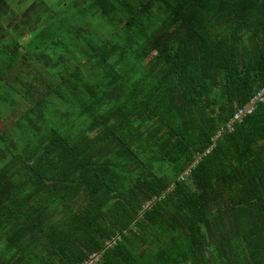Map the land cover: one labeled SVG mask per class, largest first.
<instances>
[{
	"label": "trees",
	"instance_id": "1",
	"mask_svg": "<svg viewBox=\"0 0 264 264\" xmlns=\"http://www.w3.org/2000/svg\"><path fill=\"white\" fill-rule=\"evenodd\" d=\"M262 89L264 0H0V264H264Z\"/></svg>",
	"mask_w": 264,
	"mask_h": 264
},
{
	"label": "built area",
	"instance_id": "2",
	"mask_svg": "<svg viewBox=\"0 0 264 264\" xmlns=\"http://www.w3.org/2000/svg\"><path fill=\"white\" fill-rule=\"evenodd\" d=\"M264 94V89H262L258 94H256L254 97H252L246 104H244L243 106L239 107L233 117L231 118V120L227 123V127L228 130H233L234 129V121L236 120H242L243 116H245L247 113L251 112L255 106V103L257 101H261L263 100L262 95ZM101 258V253L100 252H96V253H92L89 257L88 260L84 261L81 264H97L99 262Z\"/></svg>",
	"mask_w": 264,
	"mask_h": 264
},
{
	"label": "rangeland",
	"instance_id": "3",
	"mask_svg": "<svg viewBox=\"0 0 264 264\" xmlns=\"http://www.w3.org/2000/svg\"><path fill=\"white\" fill-rule=\"evenodd\" d=\"M44 1H48V0H44ZM52 1H54V0H52ZM92 27V29L93 30H97V31H100V28L98 27V25L97 24H95V25H93V26H91ZM28 38V36H24L22 39H21V42H24L26 39ZM15 109V108H14ZM15 115V113H12V114H10V115H8L6 118H5V122H9L10 120H12L13 119V116Z\"/></svg>",
	"mask_w": 264,
	"mask_h": 264
}]
</instances>
